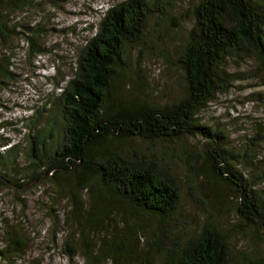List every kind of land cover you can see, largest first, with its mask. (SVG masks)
I'll use <instances>...</instances> for the list:
<instances>
[{
    "label": "trees",
    "instance_id": "1",
    "mask_svg": "<svg viewBox=\"0 0 264 264\" xmlns=\"http://www.w3.org/2000/svg\"><path fill=\"white\" fill-rule=\"evenodd\" d=\"M49 1L57 5L60 0ZM164 5V0H124L105 12L77 55L73 76L57 84L61 91L43 107L21 118L27 121L24 140L0 138V145H9L0 150V183L26 192L49 181L62 194L61 181L70 178L66 223L81 232L69 229L62 246L84 264H159L155 249L166 233L170 240L161 264H264V187L259 188L264 123H257L246 146L237 148L224 129L201 117L240 79L244 70L231 71V66L252 59L256 65L250 71L264 76V0H199L178 49L183 92L166 102L153 93L121 99L119 90L132 67L128 52L143 45L151 22L164 18ZM34 9L43 11L44 4L0 0V93L15 79L11 65L20 35L31 57L45 52L44 27L17 20ZM176 160L183 162L180 171ZM202 178L219 200L232 199L237 220L230 232L212 213L195 232L184 225L179 213L184 192L196 197ZM79 192L87 194V204ZM106 218L118 220L112 232H95ZM149 225L153 232H146ZM5 233L0 257L6 264H26L21 259L29 236ZM79 233L82 247L76 243ZM234 235L250 249L237 250ZM53 237L58 242L57 232Z\"/></svg>",
    "mask_w": 264,
    "mask_h": 264
},
{
    "label": "rangeland",
    "instance_id": "2",
    "mask_svg": "<svg viewBox=\"0 0 264 264\" xmlns=\"http://www.w3.org/2000/svg\"><path fill=\"white\" fill-rule=\"evenodd\" d=\"M37 1L44 4L43 11L34 9L25 17H17V20L27 25L44 27L47 35L43 39L46 49L41 55L31 57L32 53L24 35H20L15 42L13 66L11 65L15 79L0 93L1 141L10 139L12 143H21L24 140L28 133L27 121L21 118L35 113L50 100L49 98L55 97L61 91L60 85L73 76L75 59L87 40L97 31L101 17L108 9L124 0H55L57 5L49 0ZM164 1V18L160 19L159 24L151 22L150 32L145 36L143 45L132 47L128 52L132 67L127 70L119 90L121 99H141L153 93L152 97L156 100L166 102L177 99L183 92V76L176 64L178 49L182 48L188 30L193 25L192 10L199 0ZM21 30L25 31L24 28ZM253 65H256L255 61L247 59L243 65L231 66V71H238L240 67L244 70L242 75H239L240 79L229 91L219 94L201 112L203 122L224 129L237 148L246 146L248 139L253 136L252 128L257 123H264V76H257L254 71H250L249 68ZM58 83L60 85H57ZM137 142L126 141L129 144ZM8 146L0 145V150ZM192 148L195 149L194 146ZM259 153L262 154L261 157L264 156V146L259 147ZM20 161L26 163V159ZM176 161L175 165L180 171L184 167L183 162ZM61 183L66 190L62 194L59 193L58 186L49 181L40 183L26 192L0 183V246L4 244L5 232H25L30 238V245L21 260L26 264L85 262L82 257L72 258L63 251L62 244L67 236L66 232H69V229L74 232L81 231L77 225L72 228L71 224L66 223L71 208L69 190L72 182L70 178L65 177ZM208 183L209 181L203 178L199 180L197 195L193 198H190L185 190L179 212L185 219L184 225L189 227L190 232H195L212 213L219 217L224 231L230 232L229 228L237 220L232 211V199L225 195L224 200H219L214 194L215 189ZM263 184L261 182L259 188L264 187ZM80 194L83 203L87 204V194ZM117 221L106 218L103 225L97 226L95 232H112L110 226ZM172 224L171 227H174L176 222L173 221ZM119 226L123 225L119 222ZM166 227L170 225L167 224ZM146 228V232H153L151 225ZM54 232H57L58 242L53 241ZM82 236L81 233L76 236L78 247L84 245ZM232 238L237 250L250 249L248 243L245 245V242L235 235ZM169 240L168 233L163 234L160 245L155 249V261L159 264L162 263L165 246ZM263 250L264 247L260 249L262 254ZM136 259L138 261L135 263H138L137 254ZM6 263L7 261L0 257V264Z\"/></svg>",
    "mask_w": 264,
    "mask_h": 264
}]
</instances>
